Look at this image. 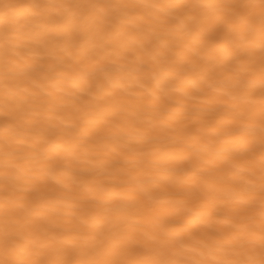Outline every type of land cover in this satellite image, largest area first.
Returning <instances> with one entry per match:
<instances>
[{
	"label": "bare ground",
	"instance_id": "obj_1",
	"mask_svg": "<svg viewBox=\"0 0 264 264\" xmlns=\"http://www.w3.org/2000/svg\"><path fill=\"white\" fill-rule=\"evenodd\" d=\"M0 264H264V0H0Z\"/></svg>",
	"mask_w": 264,
	"mask_h": 264
}]
</instances>
